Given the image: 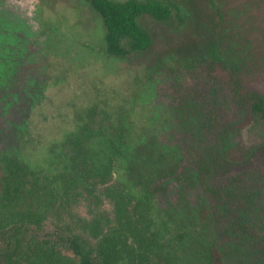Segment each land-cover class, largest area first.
Masks as SVG:
<instances>
[{"label": "rangeland", "instance_id": "rangeland-1", "mask_svg": "<svg viewBox=\"0 0 264 264\" xmlns=\"http://www.w3.org/2000/svg\"><path fill=\"white\" fill-rule=\"evenodd\" d=\"M168 1L183 22L142 16L138 22L152 45L121 60L102 52V18L84 0H0V173L2 158L10 155L45 163L49 147L75 130L77 115L100 105L116 115L113 123L122 116L125 126L116 177L148 188L174 184L159 215L172 216L175 232L183 235L182 242H172L180 264H214L212 249L221 253L222 264H264V250L223 243L211 218L203 224L198 215L201 206L228 211L230 200L213 192L248 174L250 185L239 198L248 209H264V129L221 140L224 146L242 140L252 154L215 170L205 186L195 181L200 174L194 159L211 141L198 132L188 138L172 118L187 86L205 92L227 124L238 117L228 92L206 86L190 62L237 59L245 85L264 99V0ZM178 175L193 185L178 186Z\"/></svg>", "mask_w": 264, "mask_h": 264}, {"label": "trees", "instance_id": "trees-1", "mask_svg": "<svg viewBox=\"0 0 264 264\" xmlns=\"http://www.w3.org/2000/svg\"><path fill=\"white\" fill-rule=\"evenodd\" d=\"M84 1L102 18V52L116 59H132L151 47L150 34L138 22L142 16L183 22L177 5L168 0ZM189 65L205 77L206 86L227 91L238 112L237 120L227 124L205 92L187 86L179 97L174 124L186 130L188 138L198 132L211 141L204 155L194 159L200 174L195 181L206 186L215 170L251 156L252 147L242 140L231 146L221 140L240 137L247 129H264V99L245 85L246 73L237 59ZM111 112L100 105L83 110L75 130L49 147L43 164L31 165L11 155L2 158L0 264H180L172 242H182L183 235L175 232L172 216L159 215L174 184L148 188L144 182L133 185L116 177L126 133L122 116L113 123L116 115ZM251 177L239 175L223 191L213 192L230 200L234 209L220 214L201 206L198 215L203 224L211 218L223 243L245 242L264 250V209H248L239 198ZM192 183L176 176L178 186ZM210 252L214 264H222L221 253Z\"/></svg>", "mask_w": 264, "mask_h": 264}, {"label": "flooded vegetation", "instance_id": "flooded-vegetation-1", "mask_svg": "<svg viewBox=\"0 0 264 264\" xmlns=\"http://www.w3.org/2000/svg\"><path fill=\"white\" fill-rule=\"evenodd\" d=\"M2 162H3V161H2ZM3 166H4V162H3L2 168H3ZM2 168H1V171H2ZM0 175H1V173H0Z\"/></svg>", "mask_w": 264, "mask_h": 264}]
</instances>
